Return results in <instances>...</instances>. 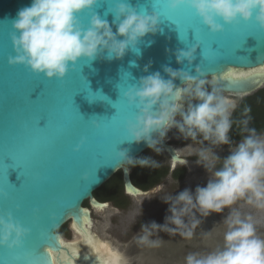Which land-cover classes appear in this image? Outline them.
Instances as JSON below:
<instances>
[{
	"label": "water",
	"instance_id": "obj_1",
	"mask_svg": "<svg viewBox=\"0 0 264 264\" xmlns=\"http://www.w3.org/2000/svg\"><path fill=\"white\" fill-rule=\"evenodd\" d=\"M128 2L135 8L144 6L148 14L154 11L151 3L160 5L157 11L161 13L162 32L145 37L138 45L139 53L129 50L120 60H109L105 54L90 63L82 61L75 70H70L63 81H50L33 74L24 66L13 67L8 63L9 57L15 55L11 41L12 21L20 9L31 5L32 0H0V193L6 190V148L25 149L30 146L37 138L34 125L45 116L54 126L67 129L56 147H48L46 140H40L39 150L33 155L35 167L29 168L27 175L19 169L9 168V183L16 187L21 185V188L10 193L7 204L0 195V215L6 216L8 211H12L14 219L25 228L31 227L36 210L42 216L55 206L59 198L75 199L74 206L65 212L64 218L53 224L51 236L54 245L51 251L47 250V246L42 249L48 257L47 264H110V256L97 253L92 246L97 245V238L90 236L93 217L84 204L89 202L99 210L108 208L110 203L98 201L94 192L119 171L123 173L127 195L149 193L133 184L129 166L118 158V152L123 150L136 159L150 149L146 143L137 144L130 140L127 132V123L135 119L137 109L129 107L124 94L142 77L159 71L165 79H169L163 71L165 66L190 71L195 75V68L200 65L207 73L208 85L219 88L223 93L247 97L264 88V72L237 74L244 79L240 81L242 87L236 89L227 86L234 81L224 79L229 73L264 69V31L254 21L225 26L223 33L212 34L195 12L187 7L172 12L167 7L168 0ZM108 7L102 4L97 12L111 24L113 16H105ZM140 11L143 12L142 9ZM165 16L179 24L191 23L206 40H214V50H209L203 60L202 49H198L191 69L187 61L183 65L178 64L175 53L193 46L194 34L190 30L187 41L182 40L176 25L165 20ZM83 19L87 23V17ZM113 31H116L115 27ZM248 34L255 36L247 37ZM133 62L136 66H133ZM146 66H149L147 73L144 71ZM174 83L177 87H184L179 79ZM101 96L107 97L109 103L99 100ZM187 103L183 104L185 111ZM44 123L41 120V126ZM95 123H99L98 129L94 127ZM82 141L83 146L76 151ZM161 147L172 158L173 165L185 162L167 139ZM15 159L18 166H23L19 152ZM8 163L12 162L9 160ZM20 176L26 178L22 180ZM17 206L20 211H16ZM68 222L79 229V234L86 240L84 245L81 242L77 246L66 247L69 244L62 243L59 231ZM0 264L21 262L6 256L5 249L0 247Z\"/></svg>",
	"mask_w": 264,
	"mask_h": 264
},
{
	"label": "clouds",
	"instance_id": "obj_2",
	"mask_svg": "<svg viewBox=\"0 0 264 264\" xmlns=\"http://www.w3.org/2000/svg\"><path fill=\"white\" fill-rule=\"evenodd\" d=\"M102 4L110 5L105 16H113L111 24L97 12ZM167 7L172 12L183 7L193 10L212 34L223 33L225 26L253 21L264 31V0H168ZM160 24L157 12H142L128 0H32L12 21L15 55L9 57L8 63L13 67L24 66L50 81H63L82 61L90 63L105 54L109 60H120L129 50L139 53L138 45L145 37L162 32ZM198 49L199 43H195L187 50H177V63L183 65L187 61L191 69ZM144 71L147 73L149 66ZM163 71L169 79L157 71L142 77L124 94L129 107L137 109L135 119L127 123L130 140L146 143L159 153L168 132L175 128L186 140L195 141L202 136L213 145H229L236 101L222 95L217 87L209 90L207 73L200 65L196 66L195 75L170 66ZM177 79L184 87L175 85ZM189 101L185 111L183 104ZM94 127L98 129L99 123ZM118 158L129 166L156 163L149 158L132 159L127 150L118 152ZM219 159L208 150L200 152L204 163L198 164L210 175L207 186H198L195 194L186 189L178 196L162 199L169 204L170 215L164 225L156 222L144 225L141 243H157L150 240L154 231L191 238L200 224L197 213L202 217L221 214L239 199L247 198V203L264 207V136H257L252 130L230 149L222 167L211 171ZM225 223L228 230L223 248L203 256L190 253L186 264H264V239L257 236L252 218L241 219L238 213H232ZM29 235L30 230L11 214L0 215V247L15 251Z\"/></svg>",
	"mask_w": 264,
	"mask_h": 264
},
{
	"label": "rangeland",
	"instance_id": "obj_3",
	"mask_svg": "<svg viewBox=\"0 0 264 264\" xmlns=\"http://www.w3.org/2000/svg\"><path fill=\"white\" fill-rule=\"evenodd\" d=\"M207 87L209 90L212 88L209 85ZM221 94L236 101L237 105L241 100L240 97H233L223 92ZM260 136H264V133ZM167 139H171L176 144L182 156H190L193 160L189 161L190 163L186 161L185 179L175 181L169 175L148 194L129 197L130 205L125 210L116 209L113 204L102 210L92 209L93 223L90 226V233L97 238V243L104 241L111 249L118 251L122 256V264H186V257L190 253L203 256L223 248L224 235L228 230L225 220L232 213H238L241 219L251 217L257 236L264 239V207L249 204L247 198H243L221 214L213 213L208 217H202L197 213L200 224L191 238L154 231L150 240L157 243L140 242V238L144 235L142 231L144 225H150L152 222L164 225L166 216L170 215L169 204L162 199L178 196L186 189L195 194L198 186H207L210 175L202 165L198 164V162L204 163L200 160L202 150H208L220 157L211 171L221 168L223 159L230 155L229 149H223L221 145H213L210 141L203 140L202 136H198L195 141L186 140L177 129L168 132ZM145 158L155 161L154 166L171 164L168 156L162 151L157 153L151 149ZM86 203L89 204L88 208L92 207L89 202ZM185 222H188L187 218ZM71 228L72 224L68 223L61 236L65 242L77 246L81 242L75 241L77 236Z\"/></svg>",
	"mask_w": 264,
	"mask_h": 264
},
{
	"label": "snow or ice",
	"instance_id": "obj_4",
	"mask_svg": "<svg viewBox=\"0 0 264 264\" xmlns=\"http://www.w3.org/2000/svg\"><path fill=\"white\" fill-rule=\"evenodd\" d=\"M151 7L155 12H157L161 16V13L157 11V9L160 8V5L151 3ZM138 9L139 10L142 9L143 11H145L144 6H140ZM164 19L176 25L180 34V38L183 37V39L182 38L181 39L184 41H187L188 33L191 30V32L194 34L195 43H199V46L202 49L203 56L205 58L207 57V53L209 50H214L212 47L214 40H206L203 37L202 33L198 32L197 28L193 26L191 23L179 24L169 16H165ZM248 36H255V35L248 34L247 37ZM261 72H264V69H261ZM224 79L225 81H234L233 83H230L227 86L231 89H236L242 87L240 81L244 79V77L240 75H236L234 73H229L227 76L224 77ZM90 100L93 102L95 101L93 99ZM99 100L106 101L109 103L108 98L105 96H101ZM79 115L82 116L80 113ZM41 120L45 121L43 126H41ZM34 127L36 130L37 138L32 141L30 146H28L25 149H17L16 147L6 148V153L4 158L6 190L3 192L4 193L3 197L6 204L10 199V193H13L21 188V185L20 187H16L15 185L9 183V179H8L9 168L19 169L20 172L24 171L27 175L29 168L34 169L35 167L33 161V155L36 151L39 150L40 140L42 139L46 140L48 147H56L59 145V141L61 137L67 132V129L64 127L54 126L53 122L47 116L39 119V121L35 123ZM18 152L24 161L23 166L17 165V161L15 157ZM9 160L12 163H8ZM20 177H22V180L26 178V176H20ZM33 178L36 179L37 177L33 176ZM74 203H75L74 198L61 197L56 201L54 207L45 211L44 215L42 216L39 215V210H36L37 215L31 221V227L27 228L30 230V235L24 241L23 246L16 249L15 251H9L8 248H4L5 255L9 256L14 261H20L21 264H47L48 257L45 254V251H43L42 249H44V247L47 246V250L51 251L54 245V238L51 236V229L53 227V224L59 223L64 218L65 212L68 209L72 208L74 206ZM16 211H20L19 206L16 207ZM7 214H11L13 216L12 211H8L6 215ZM17 222L21 224L20 221ZM92 246L96 249V252L99 253V249L101 246L98 245H92ZM66 247H71V246L67 245Z\"/></svg>",
	"mask_w": 264,
	"mask_h": 264
},
{
	"label": "trees",
	"instance_id": "obj_5",
	"mask_svg": "<svg viewBox=\"0 0 264 264\" xmlns=\"http://www.w3.org/2000/svg\"><path fill=\"white\" fill-rule=\"evenodd\" d=\"M232 129L230 141H242L244 137L255 130L257 136L264 133V88L243 99L231 117ZM144 154L136 159L145 158ZM129 166V165H128ZM133 184L143 190L149 191L159 185L170 174L169 166H129ZM186 176V170L179 168L172 173L175 181H181ZM95 198L100 202H111L121 207L130 205L129 197L125 194L122 171L117 172L100 189L94 192ZM85 203V207H87ZM66 230L63 226L59 233Z\"/></svg>",
	"mask_w": 264,
	"mask_h": 264
},
{
	"label": "flooded vegetation",
	"instance_id": "obj_6",
	"mask_svg": "<svg viewBox=\"0 0 264 264\" xmlns=\"http://www.w3.org/2000/svg\"><path fill=\"white\" fill-rule=\"evenodd\" d=\"M210 86V85H209ZM228 95H231V96H233V97H240L241 98V100H240V102L238 103V105H237V107L233 110V112H232V114H231V117H232V115L234 114V112H235V110L239 107V105L241 104V102L243 101V99H245L246 97H241V96H238V95H233V94H228ZM248 97V96H247ZM188 103H190V102H188ZM188 103H187V107H188ZM263 134V133H262ZM260 136V135H259ZM167 139V138H166ZM168 142H169V144L170 145H172V146H174L175 148H176V150L179 152V150L177 149V146H176V144L174 143V142H172L171 141V139H168ZM241 141H230V144L229 145H221L222 147H223V149H234L235 147H236V145H238L239 143H240ZM148 150H151V149H148ZM149 152V151H148ZM147 152V153H148ZM162 152H164V154H166L167 156H168V158L170 159V161H171V164H166L165 166H169V168H170V176L172 177V173L175 171V170H177V169H179V168H184L185 169V167L187 166L186 164H183V163H177V165H173V161H172V158L169 156V154L166 152V151H164L163 150V148H162ZM146 153V154H147ZM144 154V153H143ZM146 154L144 155V156H146ZM179 154H180V152H179ZM180 157L183 159V160H185V161H187L188 163H190L189 161H193L192 159H191V157L190 156H182L181 154H180ZM179 165V166H178ZM131 170V169H130ZM186 170V169H185ZM186 173H187V171H186ZM168 175V176H169ZM167 176V177H168ZM186 177V176H185ZM166 179V178H165ZM172 179H173V177H172ZM185 179V178H184ZM183 179V180H184ZM174 180V179H173ZM182 181V180H181ZM162 183V182H161ZM160 183V184H161ZM159 184V185H160ZM159 185H157L156 187H158ZM156 187H154V188H152L151 190H149V192L150 191H152V190H154ZM126 194V193H125ZM127 195V194H126ZM128 197H131V196H129V195H127ZM110 204H113V207L114 208H116V209H121V210H125V209H127L128 207H121V206H118V205H115L114 203H111V202H109ZM87 205V208L89 207V204L87 203L86 204ZM90 210H91V212H92V209H94L93 207H91V208H89ZM93 214V213H92ZM92 217H93V215H92ZM68 223H70V224H72L71 222H68ZM67 223V224H68ZM66 224V225H67ZM71 230L72 231H74V233L76 232L77 233V235L79 236V237H81L82 235L81 234H79L78 233V231H77V229L75 230V227H74V225L72 224V228H71ZM64 233V232H63ZM63 233H60L61 235L63 234ZM90 236H92L91 234H90ZM61 238H63L62 236H61ZM64 239V238H63ZM79 242H86V240L84 239H82V241H79ZM97 243V242H96ZM65 244H69V243H67V242H65ZM69 245H71V244H69ZM83 245H84V243H83ZM97 245H99V243H97ZM224 246V245H223ZM64 254V258L63 259H65V253H63ZM99 254H100V252H99ZM117 254L119 255V253H118V251H117ZM62 259V260H63ZM121 260H122V256H121ZM120 260V261H121ZM122 262V261H121ZM111 264H114L113 262L111 263ZM122 264V263H121Z\"/></svg>",
	"mask_w": 264,
	"mask_h": 264
},
{
	"label": "bare ground",
	"instance_id": "obj_7",
	"mask_svg": "<svg viewBox=\"0 0 264 264\" xmlns=\"http://www.w3.org/2000/svg\"><path fill=\"white\" fill-rule=\"evenodd\" d=\"M256 72H261V71H248V72H243V73H234V74H240V75H246V74H249V73H256ZM211 83H213V81H210ZM180 118H178V120H179ZM173 129H175V128H173ZM170 132V131H169ZM168 140V139H167ZM183 164H186V161L183 163ZM174 165H177V163H175ZM73 224V223H72ZM85 228L87 229V227L85 226ZM75 230H76V228H75ZM78 231V230H77ZM78 233H79V231H78ZM75 234H76V236H77V238L75 239V241L77 240V242H79V241H82V239L84 240V237L83 236H81V237H79L78 235H77V233L75 232ZM93 237V236H92ZM62 239V243H64L65 244V240L63 239V238H61ZM104 242V241H103ZM102 241H101V243H99V245L98 246H101L100 247V249H99V252L100 253H102V254H104V255H109L110 256V264L113 262L114 264H121L122 262L120 261L121 260V255L119 254H117V251L115 250V249H111L110 247H109V245L107 244V243H103ZM70 244V243H69ZM72 245V244H71ZM100 264V263H99Z\"/></svg>",
	"mask_w": 264,
	"mask_h": 264
}]
</instances>
